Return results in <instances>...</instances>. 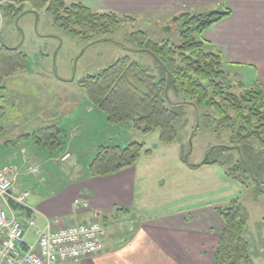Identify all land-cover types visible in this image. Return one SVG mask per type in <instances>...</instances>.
<instances>
[{"label": "trees", "instance_id": "16d2710c", "mask_svg": "<svg viewBox=\"0 0 264 264\" xmlns=\"http://www.w3.org/2000/svg\"><path fill=\"white\" fill-rule=\"evenodd\" d=\"M25 2L33 9L45 7L54 25L83 41L91 40L97 33L111 34L129 20L113 12L92 11L81 3L67 5L65 0H12V3L1 4L0 11L14 19L22 13ZM228 14L183 13L174 18L172 22L179 23L180 28L177 46L165 40L155 42L142 31L130 33L127 42L153 57L158 75L151 74L148 68L124 56L101 72L87 75L79 81V87L87 102L105 115L109 125L129 123L142 134L158 131L162 144H171L178 138L175 123L182 113L175 109L178 103H170L169 93L173 91L183 99L181 104H191L195 109L198 126L202 124L206 130L216 134L229 133L228 145L213 148L203 164H220L225 174L234 180L242 174L251 176L258 189L264 190V88H247L233 81L223 69L221 56L211 52L200 38L204 30ZM167 30L168 27L165 28ZM26 64L25 54L0 45V80L12 76ZM13 107V98L6 87L0 85V168L11 166L14 153L18 154L20 147L27 145L52 159L64 153V129L52 120L50 114L30 123L32 129L28 132L9 124L8 112ZM232 151L238 156L235 162L228 158L222 160L224 154ZM143 153L147 155L150 150H144L143 144L137 142L125 147L100 146L87 166L86 175L91 178L114 175L134 167ZM34 167L39 169V173L33 175L28 172L26 177L44 185L43 163ZM20 180L18 174L16 184ZM20 191L30 192L26 188ZM7 206L17 213L14 216L22 225V220L32 218V211L26 205L8 200ZM115 212L113 218L129 211L117 209ZM217 213L223 221V230L211 264H255L244 237L246 222L242 217V206L233 200L228 206L218 208Z\"/></svg>", "mask_w": 264, "mask_h": 264}, {"label": "rangeland", "instance_id": "374dc122", "mask_svg": "<svg viewBox=\"0 0 264 264\" xmlns=\"http://www.w3.org/2000/svg\"><path fill=\"white\" fill-rule=\"evenodd\" d=\"M4 3H12V0H0V5ZM22 13L24 15L15 25ZM22 13L11 19L0 11V39L6 46L16 47L21 40L20 29L23 40L17 50L27 57V64L12 76L2 78L0 85L5 86L13 98L14 107L8 112L12 127L29 132L32 129L30 123L50 114L64 129V153L52 160L50 171L59 175L60 180L72 181L86 172L98 147H125L133 142L143 144L144 150H150V153L141 154L134 165L136 204L141 215L157 217L170 211L202 206L224 208L237 200L246 222L244 237L249 243L250 256L255 264H264V190L258 189L251 176L242 174L234 180L225 174L220 164H202L213 148L228 145L227 131L216 134L202 124L198 126L195 109L191 104H181L183 99L173 91L169 93L170 103H178L175 109L182 116L175 123L178 138L171 144H162L158 131L142 134L129 123L109 125L102 112L94 108L90 113L93 108L84 107L88 102L79 81L101 72L121 57L129 56L148 68L151 74L158 75L153 57L127 42V35L142 31L155 42L165 40L177 46L180 43L179 23H173L168 17H139L124 21L111 34L97 33L91 40L83 41L54 25L45 7L33 9L25 2ZM156 22L159 24L155 25ZM163 26L169 30L161 31ZM223 69L238 82L229 67L223 65ZM242 82L244 86L248 85L246 81ZM68 109L73 110L69 112ZM20 150L27 151L26 154L29 151L24 146ZM38 152L33 148L34 154H29L34 157ZM26 156L25 159H31ZM63 156L67 158L61 160ZM237 157L232 151L224 154L222 160L228 158L235 162ZM34 161L26 169L38 166L43 160L36 158ZM43 162V165L47 164ZM17 184L15 191L18 192ZM36 193L29 196L27 203Z\"/></svg>", "mask_w": 264, "mask_h": 264}, {"label": "crops", "instance_id": "0c3cea01", "mask_svg": "<svg viewBox=\"0 0 264 264\" xmlns=\"http://www.w3.org/2000/svg\"><path fill=\"white\" fill-rule=\"evenodd\" d=\"M65 3H81L95 12H113L128 17V21L139 17H168L173 21L183 13L228 12L204 30L200 38L211 52L221 56L224 67H229L238 82L243 86L242 81L248 83L244 87L264 88V0H70L69 3L65 0ZM165 28L163 26L161 31ZM90 106L86 103L84 107ZM93 112L94 108L90 110ZM25 147L28 154L19 149L18 154L14 153L11 166L21 177L17 184L19 189H28L29 196L38 192L30 203H27L28 196L25 203L34 219L32 227L22 220L27 243L33 241L34 230L42 229L47 221L65 224L98 218L107 229L101 253L78 263L61 264L212 263L223 230L218 208L202 206L146 217L138 212L136 204L135 167L103 178L88 177L86 170L72 181L60 180L59 175L50 171L52 157L38 152L34 157L47 163L43 169L46 182L40 185L26 177V167L36 158L29 154H34L32 149L28 145ZM26 155L31 159H25ZM78 199L86 200L89 208L75 214L73 202ZM3 207L8 215H17L7 205ZM117 209L129 212L113 218Z\"/></svg>", "mask_w": 264, "mask_h": 264}, {"label": "built area", "instance_id": "2783aa9c", "mask_svg": "<svg viewBox=\"0 0 264 264\" xmlns=\"http://www.w3.org/2000/svg\"><path fill=\"white\" fill-rule=\"evenodd\" d=\"M28 171L33 175L39 173L37 167ZM17 179L18 173L13 167L0 168V264L78 263L101 253L107 229L97 218L86 223L47 221L42 229L34 230L33 241L27 243L22 224L13 215H8L3 207L8 200L25 205L29 193L15 191ZM73 208L75 213H79L86 211L89 204L78 199L73 202ZM33 225V219H29L28 226Z\"/></svg>", "mask_w": 264, "mask_h": 264}, {"label": "water", "instance_id": "95a60500", "mask_svg": "<svg viewBox=\"0 0 264 264\" xmlns=\"http://www.w3.org/2000/svg\"><path fill=\"white\" fill-rule=\"evenodd\" d=\"M23 15H24V13H22V14L16 19V21H15V25H17V23H18V19L21 18ZM35 17H36V19L38 18L37 15H36ZM18 31H19V33H20L21 40H20L19 44H18L16 47L11 48V47L6 46V44H5L1 39H0V44H1L4 48H6V49H8V50H17L18 47L20 46L22 40H23V33H22V31H21L20 29H18ZM237 150H238V149H237ZM205 160H206V158L202 161V164L205 162Z\"/></svg>", "mask_w": 264, "mask_h": 264}, {"label": "flooded vegetation", "instance_id": "af4514ba", "mask_svg": "<svg viewBox=\"0 0 264 264\" xmlns=\"http://www.w3.org/2000/svg\"><path fill=\"white\" fill-rule=\"evenodd\" d=\"M33 13V12H32ZM33 15H36L35 13H33ZM20 19V18H19Z\"/></svg>", "mask_w": 264, "mask_h": 264}]
</instances>
